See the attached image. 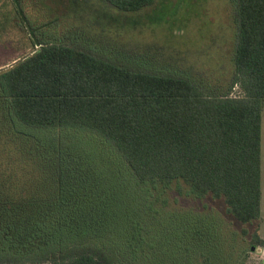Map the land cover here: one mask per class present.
Returning a JSON list of instances; mask_svg holds the SVG:
<instances>
[{
	"label": "trees",
	"instance_id": "obj_1",
	"mask_svg": "<svg viewBox=\"0 0 264 264\" xmlns=\"http://www.w3.org/2000/svg\"><path fill=\"white\" fill-rule=\"evenodd\" d=\"M12 1L39 47L0 69V140L18 150L0 167V264H215L214 249L200 246L215 226L191 225L187 213L163 220L147 195L184 183L223 198L240 222L262 216L264 0H232L227 84L153 67L152 53L38 38ZM102 1L138 12L155 0ZM188 238L201 261L182 262ZM252 243L264 246L259 229Z\"/></svg>",
	"mask_w": 264,
	"mask_h": 264
},
{
	"label": "rangeland",
	"instance_id": "obj_2",
	"mask_svg": "<svg viewBox=\"0 0 264 264\" xmlns=\"http://www.w3.org/2000/svg\"><path fill=\"white\" fill-rule=\"evenodd\" d=\"M21 2L23 15L31 22L38 38L91 45L107 54L125 58H148L147 54L152 53L150 63L153 67L188 72L215 83L227 84L232 75L237 32L232 0H155L138 12L118 10L102 0ZM33 37L14 2L0 0V69L36 50L39 46ZM239 93L240 88L236 86L232 94ZM70 134L76 139V134ZM80 136H83L79 137L81 142L88 140L87 135ZM99 142L94 146H97L96 151L104 164L109 149ZM15 151L18 150L6 139L0 140V167L9 166V161L15 164L11 159ZM262 151L263 205L258 220L240 222L228 212L223 198L212 195L196 197L188 192L184 183H181L182 192L177 188L178 183L173 182L169 186L150 187L151 193L147 196L153 200L152 206L163 220L169 221L174 214L182 216L187 213L191 225L193 221L200 223V218L214 225L213 239L208 245L200 246L214 249L215 264H264V246L252 243L257 229L264 238V114ZM106 160L116 167L109 155ZM188 244L196 246L194 239L186 240L182 262L201 261L203 256L199 253L204 249L187 254L185 247Z\"/></svg>",
	"mask_w": 264,
	"mask_h": 264
},
{
	"label": "crops",
	"instance_id": "obj_3",
	"mask_svg": "<svg viewBox=\"0 0 264 264\" xmlns=\"http://www.w3.org/2000/svg\"><path fill=\"white\" fill-rule=\"evenodd\" d=\"M24 264H47V262H41V263H24Z\"/></svg>",
	"mask_w": 264,
	"mask_h": 264
}]
</instances>
